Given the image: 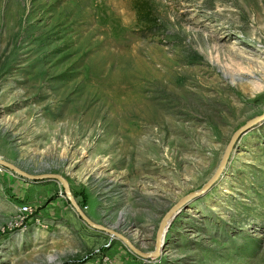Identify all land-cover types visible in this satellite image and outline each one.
Returning <instances> with one entry per match:
<instances>
[{
    "label": "rangeland",
    "instance_id": "1",
    "mask_svg": "<svg viewBox=\"0 0 264 264\" xmlns=\"http://www.w3.org/2000/svg\"><path fill=\"white\" fill-rule=\"evenodd\" d=\"M149 3L0 0V264H264V0Z\"/></svg>",
    "mask_w": 264,
    "mask_h": 264
},
{
    "label": "water",
    "instance_id": "2",
    "mask_svg": "<svg viewBox=\"0 0 264 264\" xmlns=\"http://www.w3.org/2000/svg\"><path fill=\"white\" fill-rule=\"evenodd\" d=\"M264 117V113L262 116H259V117H255L253 119H250L249 121H247L244 125H242L239 129H237L233 135L231 136L230 140H229V143L225 149V152H224V155L222 157V159L220 160V163L218 164L215 172L213 173V175L211 176V178L205 183V186L204 188L208 187L209 185H211V183H213L215 181V179L218 177V175L221 173V171L223 170L224 166H225V161L227 159V156H228V153L230 151V149L232 148L233 144L239 139V137L244 134L246 131H248L250 128H252L253 125H255L256 123H258L260 121V119H262ZM0 164L3 165V166H6L8 168H12L16 171H18L20 174L26 176L27 178L29 179H32V178H35V177H38V176H35V175H29V174H26L24 172H22L21 170L17 169L16 166H14L13 164H10L8 162H5L3 160L0 159ZM44 177L46 178H51V179H56L58 180L61 185L64 187V191H65V194L67 195V198L68 200L71 202L73 208L75 209V211L77 212V214L81 217V219L83 221H85L86 223L90 224V225H95L94 223H92L88 218L87 216L84 214V212L82 211V209H80L78 207V205L76 204L75 200L73 199L72 195L69 193L68 191V188H67V184L65 183L64 179L62 177H60L59 175L57 174H45ZM187 197H184V198H181L177 204L172 207L168 212L167 214L165 215V218L166 216L169 214V212L172 210V209H175V208H179L180 206H177V205H181L185 199ZM164 220V219H163ZM162 220V221H163ZM98 227H101V226H98ZM105 231H110L111 233H113L114 235H117L119 237H122L121 235L119 234H116L114 231H111L107 228H103ZM159 229V228H158ZM123 238V237H122ZM124 240H125V237H124ZM158 242H159V234H158V231H157V249L159 248L158 246Z\"/></svg>",
    "mask_w": 264,
    "mask_h": 264
},
{
    "label": "trees",
    "instance_id": "3",
    "mask_svg": "<svg viewBox=\"0 0 264 264\" xmlns=\"http://www.w3.org/2000/svg\"><path fill=\"white\" fill-rule=\"evenodd\" d=\"M134 6L137 17L141 21H144L146 24L156 21L155 17L152 15V8L149 0H134Z\"/></svg>",
    "mask_w": 264,
    "mask_h": 264
},
{
    "label": "built area",
    "instance_id": "4",
    "mask_svg": "<svg viewBox=\"0 0 264 264\" xmlns=\"http://www.w3.org/2000/svg\"><path fill=\"white\" fill-rule=\"evenodd\" d=\"M18 215H21L19 218L22 220L24 218V216H26L27 214H29L30 212V206L28 204H20L18 206Z\"/></svg>",
    "mask_w": 264,
    "mask_h": 264
},
{
    "label": "bare ground",
    "instance_id": "5",
    "mask_svg": "<svg viewBox=\"0 0 264 264\" xmlns=\"http://www.w3.org/2000/svg\"><path fill=\"white\" fill-rule=\"evenodd\" d=\"M68 195V194H67ZM173 214L174 213H172L171 214V217L169 218V219H167L166 221H165V223L161 226V228H160V232H159V245L161 244V240H162V238H163V235H164V232H165V230H166V228H167V226H168V224H169V222H170V220H171V218H172V216H173ZM128 239H126V241H127ZM128 242V241H127ZM129 243V242H128Z\"/></svg>",
    "mask_w": 264,
    "mask_h": 264
}]
</instances>
